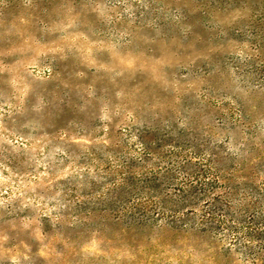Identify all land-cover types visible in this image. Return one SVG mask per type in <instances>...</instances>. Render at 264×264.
Here are the masks:
<instances>
[{"label":"rangeland","instance_id":"rangeland-1","mask_svg":"<svg viewBox=\"0 0 264 264\" xmlns=\"http://www.w3.org/2000/svg\"><path fill=\"white\" fill-rule=\"evenodd\" d=\"M0 264H264V0H0Z\"/></svg>","mask_w":264,"mask_h":264},{"label":"trees","instance_id":"trees-1","mask_svg":"<svg viewBox=\"0 0 264 264\" xmlns=\"http://www.w3.org/2000/svg\"><path fill=\"white\" fill-rule=\"evenodd\" d=\"M204 172L206 171H197V174H195V181L194 170L193 172L186 173V180L183 182H177V184L175 185V187H179V185H181L179 188H175V196H163V194L155 192V190L154 192L148 193L146 195H139L137 199L139 201H143L140 205L145 206L143 207V215L148 217L155 214L161 221L165 222L167 225L177 226L179 223H184L185 227H187L190 222L188 223V220L183 218L186 215L184 213L181 214L179 210L168 209L164 207L163 202H165L164 200L166 199H170L172 204L175 205L188 203L194 205V185H198L199 183L203 185L202 179H205L204 177L206 175V173ZM204 183H206V181H204ZM217 184H219V180L217 178L213 179L212 183L210 184L211 189L213 185L215 186ZM152 185L153 182H150V188L152 187ZM231 202V198H229L228 196H212L209 203L210 207L214 206L213 209L208 207V209L202 212L200 217H197V212L193 210L190 211L194 214V221L192 222L194 223L193 225L200 228L204 227V229H209L212 231L218 228L221 231H235L240 234V231L245 229L242 227V225L240 226V223H238V226H236L235 228L233 227L235 220L238 221V218L233 219L234 213L233 211H231ZM217 204H219V206H217ZM252 224H255L254 220ZM254 229L255 228L253 227L249 232V238L251 240L258 235L257 231H253Z\"/></svg>","mask_w":264,"mask_h":264}]
</instances>
